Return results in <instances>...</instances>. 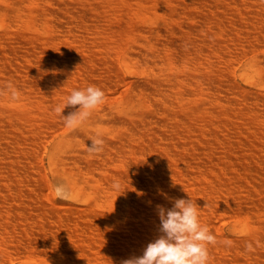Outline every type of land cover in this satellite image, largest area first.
<instances>
[{
  "label": "bare ground",
  "instance_id": "6f19581e",
  "mask_svg": "<svg viewBox=\"0 0 264 264\" xmlns=\"http://www.w3.org/2000/svg\"><path fill=\"white\" fill-rule=\"evenodd\" d=\"M257 51L237 80L227 64ZM116 56L143 77L51 146L59 200L38 145L74 88L124 78ZM178 198L217 236L209 264H264V0H0V264H123Z\"/></svg>",
  "mask_w": 264,
  "mask_h": 264
},
{
  "label": "clouds",
  "instance_id": "9594fccd",
  "mask_svg": "<svg viewBox=\"0 0 264 264\" xmlns=\"http://www.w3.org/2000/svg\"><path fill=\"white\" fill-rule=\"evenodd\" d=\"M104 100L105 92L100 87L89 85L85 88H74L63 104L54 108V112L62 117L66 127L74 128L103 105ZM69 106L74 111L63 115L64 109ZM99 136L97 133L95 137L89 138L92 143L86 149L88 153L98 154L103 151L104 140L98 138ZM120 187V183L114 181L113 188L119 190ZM54 195L59 200L73 198L70 187L65 184H57ZM157 211L160 235L147 244L141 256L124 260L123 264H209L208 246L218 243L217 236L200 222L198 207L193 199L178 198L174 200L171 208L158 205ZM246 250L253 252V245L249 243Z\"/></svg>",
  "mask_w": 264,
  "mask_h": 264
},
{
  "label": "rangeland",
  "instance_id": "374dc122",
  "mask_svg": "<svg viewBox=\"0 0 264 264\" xmlns=\"http://www.w3.org/2000/svg\"><path fill=\"white\" fill-rule=\"evenodd\" d=\"M136 38V37H135ZM132 42H136V43H138V40H136L135 39V41H134V38L133 39H131L130 40V44L132 43ZM258 53V51L257 52H246L245 54H243L242 56H241V54H239V55H237V56H235L234 58H235V60H234V58L229 62V64H227V65H234V66H229L230 68H231V70H232V72L234 73V76L237 78V80H239V81H242L241 80V74H242V72L245 70V68L247 67V65L250 63V61H251V59L253 58V56L254 55H256ZM239 56H241L240 58H239ZM249 57V58H248ZM239 58V59H238ZM246 59V60H245ZM122 61V62H121ZM235 61L237 62V63H235ZM113 62V64L114 63H117V64H119V66L121 67V73L119 74V77L121 78L122 76H124V78H121V80L119 81V83H117L115 86V88H113V90H104V92H105V97H107L105 100H104V103H105V105L103 104V105H101L100 106V108L102 107L103 109H107L108 107H110L111 105L113 106V105H116L117 103H121L122 101H124V99L126 98V93L128 92V89H129V86H130V83H128L129 82V79H131V80H133V78L134 79H136V78H138V79H140V78H142L143 76L141 75V74H132V73H129V71H127L128 69H126V67L124 66V64H123V59H122V56H116V58H114V61H112ZM232 62V63H231ZM226 65V66H227ZM124 66V67H123ZM223 67H225V65L223 66ZM241 67V68H240ZM123 72V73H122ZM122 74H124V75H122ZM128 78V80H127V83H126V81H124L125 79H127ZM122 89H123V91H122ZM120 90H121V92H123V93H121V95H120ZM110 97H112V98H114V99H111ZM116 97V98H115ZM70 108L68 109V110H70V112L71 111H74V109L71 107V106H69ZM77 107H79V106H77ZM66 108H68V107H66ZM99 107L96 109V110H94L93 112H95V111H97V110H101ZM106 112V111H105ZM68 114V113H67ZM66 115V114H65ZM106 115H108L107 116V119H109V118H111V114L109 115V114H106ZM85 119H87V118H84L76 127H74V128H68V127H66L65 125H64V123H63V121H62V118L60 117L59 119H57V121H55V122H53L54 123V125H53V127H52V124L45 130V132H44V134H43V138H44V141H43V138L40 140V144L38 145L39 147L41 146V144L42 145H44L43 147H41L40 149H38L39 147H37L36 149H38L39 151H41V149H42V151H41V160L40 159H38L39 158V153H38V151H36L35 153L38 155V157H36V162L38 163V164H40V161L42 162L41 163V166L40 167H43L44 168V171L42 172V173H44V174H46L45 176H44V174H43V176H44V178H46V179H44L45 181V186H47V183H48V186L47 187H45V192L47 191L46 190V188H50V190H52V189H54V187L57 185V184H59V182H58V180L55 178V176L53 175V173H52V171L50 170V168H49V156H50V151H51V149H52V147L58 142V140H61L64 136H66L68 133L70 134L72 131H75V130H78V129H81V128H83L84 127V125H85ZM58 120L61 122H59V124H58ZM56 125V126H55ZM54 130H53V129ZM72 129V130H71ZM71 131V132H70ZM50 132V133H49ZM47 133L49 134L48 135V137H46L47 136ZM45 135V136H44ZM60 137H61V139H60ZM55 138H58V139H55ZM47 141H46V140ZM52 146V147H51ZM36 155V156H37ZM37 159L39 160V161H37ZM43 165V166H42ZM36 176V175H35ZM49 190V191H50ZM45 200H47V202L45 201ZM92 200H91V198H89L88 200H87V202L86 203H84V204H81V206L83 205V206H85V207H87V206H89L92 202H91ZM43 202L44 203H48V205H49V201H48V199L47 198H44L43 199ZM224 214V216H222ZM226 214H228V216L226 215ZM213 216H211V220H214L215 219V223L217 224H215V226L219 229V230H221V231H223L224 233H226L228 236H230V229H231V227H232V225L234 224V222H235V218H233V216L229 213V212H223V213H219V215L216 213H213L212 214ZM216 215V216H215ZM218 215V216H217ZM226 216H227V218H226ZM220 217V218H219ZM221 217L224 219V218H226V219H224L223 221H221L222 219H221ZM214 222H213V224H214ZM217 222H219V223H217ZM230 228V229H229ZM17 258V259H16ZM9 260H11V262L10 263H8L9 262ZM18 262V263H17ZM24 263V260L21 258V257H17V256H13V258L10 256L9 257V259L7 260V264H23Z\"/></svg>",
  "mask_w": 264,
  "mask_h": 264
}]
</instances>
